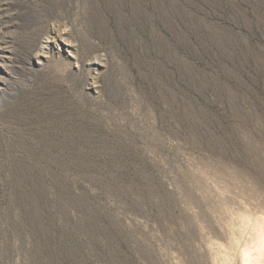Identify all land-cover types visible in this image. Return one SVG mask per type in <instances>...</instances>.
I'll return each mask as SVG.
<instances>
[{"label":"rangeland","instance_id":"rangeland-1","mask_svg":"<svg viewBox=\"0 0 264 264\" xmlns=\"http://www.w3.org/2000/svg\"><path fill=\"white\" fill-rule=\"evenodd\" d=\"M0 264H264V0H0Z\"/></svg>","mask_w":264,"mask_h":264}]
</instances>
